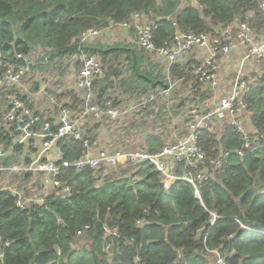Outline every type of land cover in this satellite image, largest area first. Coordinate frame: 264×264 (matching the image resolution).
Segmentation results:
<instances>
[{
  "label": "trees",
  "instance_id": "obj_1",
  "mask_svg": "<svg viewBox=\"0 0 264 264\" xmlns=\"http://www.w3.org/2000/svg\"><path fill=\"white\" fill-rule=\"evenodd\" d=\"M262 1L199 0L195 7L183 0H0V57L5 64L11 61L17 66L15 55H30L35 47L45 50L49 62L95 54L105 71L94 86L100 98L117 85L125 93L141 89L146 94L158 87L168 90V84L143 70L145 54L157 56L139 46L134 29L118 25L135 14L142 15L152 27L157 48L170 43L178 32L217 39L226 27L233 30L229 42L233 43L238 22H249L257 34L264 29ZM113 28L129 30L135 47L102 44L98 39ZM90 30L101 34L81 44L82 36ZM177 63L169 69L170 74L176 81L193 84L199 95L205 84L194 72L201 63ZM127 73L129 78L124 77ZM65 98L75 107L61 106L80 115L76 95L68 92ZM246 103L249 122L260 137L253 152L237 153L244 140L231 126L224 125L220 135L212 130L198 132L207 160L192 173L206 171L210 176L209 181L197 185L199 197L184 181L174 183L166 194L161 174L150 162L135 166L129 177L107 176L102 182L105 169L63 170L59 179L70 194L50 195L43 204L27 210L16 206L17 199L10 192H1L0 264H135L137 259L141 264H215L209 259L211 251H218L225 264H264V235L241 226L264 228V76L251 87ZM39 125L37 119L34 128ZM0 144L8 150L12 139L0 134ZM58 145L62 160L70 163L85 151L82 142L73 138ZM162 148V141L149 140L146 152L154 154ZM20 150L15 149L16 153ZM186 170L178 164L177 177L182 178ZM213 211L220 218L211 226L209 212ZM139 222L144 225L138 226ZM86 226L90 229L77 236ZM106 226L116 228L120 237L106 239ZM107 244L111 247L108 252Z\"/></svg>",
  "mask_w": 264,
  "mask_h": 264
},
{
  "label": "built area",
  "instance_id": "obj_2",
  "mask_svg": "<svg viewBox=\"0 0 264 264\" xmlns=\"http://www.w3.org/2000/svg\"><path fill=\"white\" fill-rule=\"evenodd\" d=\"M189 1L191 6H199V0ZM260 10L264 14V0L261 2ZM118 26L123 29H134L137 33L139 46L148 52L154 53L158 58L165 59L168 63V72L178 62L179 58L197 50L207 51L206 59L195 69L194 73L201 82L214 90L219 87L217 79L219 60L227 57L235 48V44L243 46L246 50L241 64L264 60V29L260 34H257L249 22H238L236 24L238 34L233 43H229L232 41L233 30L231 27H226L222 31L221 37L217 39L208 35L178 32L170 43L160 48L154 45L152 27L144 20L142 15L135 14L130 21ZM100 34V30L88 31L82 36L81 44L100 36ZM75 58L81 63L76 89L85 106L83 112L80 117H75L70 108L60 106L56 123L53 125L51 122L45 121L42 130L36 131L34 124L38 117L35 111L29 107L27 102H23L18 96L12 94V91L23 84L37 64L32 62L33 59L29 55H15L14 60L19 64L17 66L11 61H6L5 64V59L0 57V98L7 93L11 100L9 108L2 113L0 119V134L9 135L15 148L28 146L33 142H36L35 144L39 146L38 151L32 156L29 163L5 165L2 161L8 153L4 151L3 145L0 144V180L5 175L39 177L42 188L60 191L57 194L66 197L71 191L59 179L63 170L69 168L81 170L88 167L93 170L105 169L108 171L109 168H116L121 164L127 165L126 167H135L140 163L150 162L161 174V182L166 194L174 183L184 181L195 188L199 197L197 185L210 180V176L206 171H200L196 175L192 173V170L201 165H206L207 160L206 153L199 146V131L211 130L214 124L224 123L233 127L244 140L242 151L237 152L239 155L244 156L248 152H253L257 147L260 137L257 130L250 127V117L246 103V95L250 92L252 85L238 78L231 92L224 96L216 106L212 109H206L202 113L199 112V109L193 112L192 117L187 121V135L183 140L166 146L154 154L144 151L136 154L111 153L105 149H98L97 142L83 133L81 120L93 116L97 120L105 118L110 122H114L121 117L123 111L115 106L114 101L111 99L105 100L103 104H99L98 100L95 99V81L102 78L105 72L100 57L95 54L81 53ZM47 64H49V59L45 58L41 65ZM66 138H73L82 142L85 149L83 155L75 163L62 160L63 154L58 144ZM94 151H96L95 155H93ZM53 152L58 155L56 159L51 158ZM178 164H183L187 168V172L182 178L176 175ZM1 192H10L17 199L16 206L21 210L41 205L46 199V196L40 193L26 195L22 191L6 189L0 181ZM209 213L211 215L210 225L214 226L220 217L214 211ZM143 225L142 222L138 223V226ZM241 226L248 231L264 235V228ZM89 229V226L84 227L77 232V236L84 235ZM105 233L106 239L108 237H120L116 228L106 226ZM110 249V245L107 244L105 251L108 252ZM58 254L60 255V253ZM209 254L215 257V264H225L218 251H211ZM135 264H141L140 260L137 259Z\"/></svg>",
  "mask_w": 264,
  "mask_h": 264
},
{
  "label": "rangeland",
  "instance_id": "obj_3",
  "mask_svg": "<svg viewBox=\"0 0 264 264\" xmlns=\"http://www.w3.org/2000/svg\"><path fill=\"white\" fill-rule=\"evenodd\" d=\"M183 4H190V1L183 0ZM116 33H118V31L115 32V34ZM130 37L135 42V37L132 33H130ZM237 45L238 44H235V47ZM205 52L207 53V51ZM244 54L245 53L234 61L232 59V56L234 55H232L231 52L228 57L231 60V63L229 66L223 68V74H221L220 70V63L223 59L221 58L218 63L219 67L217 68L219 87L214 90L210 87L204 86L200 90L199 95L194 93L196 90L193 89V84H183L181 81H176L170 72L166 71V65L163 66L164 72L162 73V76H160V79L169 85V89L164 90L161 89V87H158L148 91L147 94L142 93L140 96H138V94L135 97H131V100H127L126 103L127 105L130 104V112L126 110L122 120H117V122H113V124L108 123L109 126L114 125V127H117V132L120 134V137H118L115 144V146H117L115 149L117 150L118 148L120 152L136 154L148 150V141L151 138L161 136L160 138L164 147H166L184 137L186 134L187 121L192 117L193 112L196 111V109H199V112L202 113L205 112L206 109H212L216 106L224 96L231 92L238 79L237 77L241 78V81L250 83L253 86L254 83H256L257 78L264 76V60L243 63L245 65H242L241 61ZM29 56L33 59L32 62L37 64L29 74V76H32L30 80L38 78L40 80V85L37 84L39 90L47 88L48 91L53 93L55 100L58 101V105L64 104V101L60 98L61 95L66 93L65 90L68 92L69 89H72L73 86L75 87L76 85L78 77L76 74L77 71H79L77 58H56L50 60L47 65H41V62H43L47 56L45 55V50L40 47L33 48ZM189 56H197L198 59L195 61L197 64L202 63L206 59L205 53L202 54L200 51L191 52L186 55L185 58ZM121 64L124 65L123 63ZM124 70L126 71V69ZM128 76V73L124 74V77L129 78ZM65 79V83H63V80ZM34 84H36V82ZM122 93H125L124 90L117 85L109 95H106L108 96L107 98L113 100L115 104V102L117 103L118 101L117 95L120 96ZM152 95L154 97H151ZM48 103L47 109H45V113H48L47 118H49L54 112L57 113L54 108L56 105L51 104L50 102ZM117 106H119V104ZM120 122L121 125H119ZM88 124L98 125L97 122L92 120V118ZM224 125L226 124H214L211 130L217 131L219 126ZM111 128L109 130H111ZM91 139L96 142L98 141L96 138ZM97 148L100 149L99 146H97ZM22 158L23 155H20V160ZM126 166L121 164L116 168H109L108 171L105 170L100 177L101 182L104 181L107 176V179H117L123 175L129 177L134 171V167ZM22 177L23 176L18 175H5L0 181L6 189L17 190L18 192H21L22 190H24V192L29 191V195L40 193L44 196H48L56 193L55 190H45L42 188V185H40L41 179L39 177H32L30 179H27V177L25 178L26 182H24ZM81 244H84V242ZM209 259L214 261L215 257L212 256L209 257Z\"/></svg>",
  "mask_w": 264,
  "mask_h": 264
},
{
  "label": "crops",
  "instance_id": "obj_4",
  "mask_svg": "<svg viewBox=\"0 0 264 264\" xmlns=\"http://www.w3.org/2000/svg\"><path fill=\"white\" fill-rule=\"evenodd\" d=\"M117 31H118V33L115 34V32H117ZM98 40H100L102 44L109 45V46H113L115 44H118V45L122 44L124 46L134 48L135 47L134 45H136L134 40L130 37V31L129 30H123L121 28H113V30L109 29L108 31L106 30L102 34L101 38H99ZM197 51L202 52V54L205 53V55L207 54L204 50H197ZM245 51L246 50L243 46L237 45L231 51L232 55H234V56H232V59L234 61L237 60L238 58H240L243 55V53H245ZM137 54H138V56L140 55L139 53H137ZM229 55L227 57H224L221 60V63H220L221 74H223V72H222L223 68L225 66H229V64L231 63V60L228 58ZM197 59H198L197 56L196 57L189 56L186 58L183 57V58L179 59L177 64L184 65L186 63L195 62V61H197ZM120 60L124 61L125 57H122ZM143 60H144L143 70L151 71L153 74L152 78H157V79L161 80L160 76L164 72L163 66H165V65H166V71H168V63L165 59L155 57L154 55H149V54L146 55L145 54V58H143ZM150 65L152 66V68H150ZM78 72L79 71H77L76 76L78 75ZM31 78H32L31 75L27 76L26 79L24 80L23 84L20 87L14 89L12 91V94H14L15 96L26 97V99L28 101V102L27 101L26 102L31 105V107L33 108V110L36 113V116L38 117V119H40V122H41V125L38 126L39 128L37 130L35 129L36 131L42 130V125L45 121H49L53 125L56 123V119L58 117L57 116L58 115V109L61 105L68 104L71 106V108L75 107L73 102L72 103H70V101L68 102L69 99H67V98L62 99L63 96L66 97L68 92H73L76 95V97L78 98V101H79V107L82 109V112H83L85 106L83 104V101H81L79 94L77 93V89L75 88L76 85H75V87L73 86L72 89H69L68 92L65 90L66 93L61 96V99H62V101H64V104L58 105V101L55 100L53 93L48 91L47 88L40 89V90H39V88H37L34 90V88L36 86L40 85V80L38 78H33L32 80H30ZM237 78H239V77H237ZM65 81H66V79L63 80V83H65ZM139 81L142 82V80H139ZM35 82H36V84H34ZM182 83H183V81H182ZM74 84H75V82H74ZM205 86L209 87L206 84H205ZM94 92H95V96H96L95 99L98 100L99 104H103L105 102V100L108 99V98H106V97H108L107 95H106V97L103 96L102 98H100L101 93L98 89L94 88ZM110 92H112V91H109L108 93H110ZM142 93L143 92L141 90L135 89L134 92L122 93L120 96L117 95V100H118L117 103L119 104V106H117V107H119L123 111V114L121 115V117L118 120H122L124 118L123 115H125L126 110H128V112H130V108H129L130 104H128V105L126 104L127 100H131V97H135L138 94H139L138 96H140V95H142ZM12 94H10V95H12ZM10 101L11 100H10L9 94L5 93L1 96V98H0V113H4L6 111V109L9 108ZM48 102H50L51 104H55L56 107H54V108L57 111V113L54 112L52 115H50L49 118H47L48 113L47 112L45 113V109H47V104H49ZM73 114L75 117H80V115H78L74 111H73ZM91 118L93 121L97 122L98 125L88 124V122L90 121ZM116 122H117V120L114 121V123H116ZM108 123L113 124V122H110L109 120H106L105 118L102 120H97L93 116H88V117L83 118L81 120L80 124H81V128H82L83 133L88 138H90V139L96 138V140H98L97 142H98V146L100 149H107V151L109 150V152L112 151L111 153L120 152L118 148H117V150L115 149V147H117V146H115V144L118 140V137H120V134L117 132L118 128L114 127V125L109 126ZM249 124H250V122H249ZM119 125H121V122ZM111 127H113V128H111ZM222 127L223 126H219L217 131H213V130L212 131L215 132L216 134L220 135L222 132ZM250 127H251V129H254L252 125ZM110 128H111V130H109ZM186 135H187V132H186L184 137L180 138L175 143L183 140L186 137ZM160 137L161 136H157V137L151 138L150 140L151 141L152 140L162 141ZM146 139H149V138H146ZM35 143L36 142H33V143L29 144L28 146H18L21 149L20 152H18V153H16V151H15L16 148L13 147V145L8 150H5V148H4V151L6 153H8L7 157L4 159V162L8 161V163H10V164H20V163L30 162L29 160L32 159V156L39 149L38 144H35ZM175 143H173V144H175ZM95 154H96V151L93 152V155H95ZM20 155H23V158L21 160H20ZM57 157H58V155L56 152L51 153V158L56 159ZM22 178L24 179V182H26L25 178L30 179V178H32V176L27 175V176H23ZM22 192H24V190H22ZM28 192H24V193L26 195H29ZM58 192H60V191H58ZM51 195H58L57 191L55 194H51ZM49 196L50 195H48V196L46 195V198Z\"/></svg>",
  "mask_w": 264,
  "mask_h": 264
}]
</instances>
